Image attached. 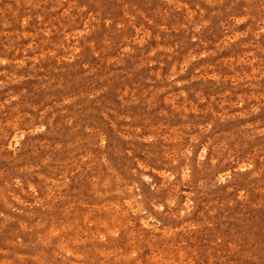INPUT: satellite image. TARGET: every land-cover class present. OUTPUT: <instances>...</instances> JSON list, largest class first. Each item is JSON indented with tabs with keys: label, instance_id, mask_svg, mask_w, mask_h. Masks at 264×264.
I'll list each match as a JSON object with an SVG mask.
<instances>
[{
	"label": "rangeland",
	"instance_id": "1",
	"mask_svg": "<svg viewBox=\"0 0 264 264\" xmlns=\"http://www.w3.org/2000/svg\"><path fill=\"white\" fill-rule=\"evenodd\" d=\"M246 7L0 0V264L244 258L241 232L264 237V30Z\"/></svg>",
	"mask_w": 264,
	"mask_h": 264
},
{
	"label": "clouds",
	"instance_id": "2",
	"mask_svg": "<svg viewBox=\"0 0 264 264\" xmlns=\"http://www.w3.org/2000/svg\"><path fill=\"white\" fill-rule=\"evenodd\" d=\"M245 3L247 7L242 14H246L249 18L258 19L261 30H264V0H245ZM0 107L3 106L0 105ZM101 147H103V141ZM228 179L240 180L241 177L236 174L232 176L224 175L221 177V182ZM244 198L247 199V192L244 193ZM240 235L242 239L234 241V244L238 247L237 257L244 254V258L238 259L237 264H264V237H257L247 231L241 232Z\"/></svg>",
	"mask_w": 264,
	"mask_h": 264
},
{
	"label": "bare ground",
	"instance_id": "3",
	"mask_svg": "<svg viewBox=\"0 0 264 264\" xmlns=\"http://www.w3.org/2000/svg\"><path fill=\"white\" fill-rule=\"evenodd\" d=\"M92 3H93V2H92ZM92 3H91V4H92ZM103 5H104V4H103ZM81 8H82V7H81ZM87 10H88V9H87ZM105 11H106V10H105ZM77 27H78V26H77ZM54 37H55V36H54ZM138 207H139V206H138Z\"/></svg>",
	"mask_w": 264,
	"mask_h": 264
}]
</instances>
